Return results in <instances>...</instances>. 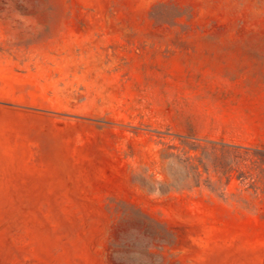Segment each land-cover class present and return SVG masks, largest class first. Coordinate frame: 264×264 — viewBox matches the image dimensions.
<instances>
[{"label":"rangeland","instance_id":"1","mask_svg":"<svg viewBox=\"0 0 264 264\" xmlns=\"http://www.w3.org/2000/svg\"><path fill=\"white\" fill-rule=\"evenodd\" d=\"M255 152L264 0H0V264H264Z\"/></svg>","mask_w":264,"mask_h":264},{"label":"trees","instance_id":"2","mask_svg":"<svg viewBox=\"0 0 264 264\" xmlns=\"http://www.w3.org/2000/svg\"><path fill=\"white\" fill-rule=\"evenodd\" d=\"M260 153H264V152H255L254 154L255 155H260ZM261 162H264L263 160H261ZM231 168H229L228 170H230ZM228 170L227 171H225V174H228ZM238 178H241L242 180L243 179H246V177L242 174V173H240L239 175H238Z\"/></svg>","mask_w":264,"mask_h":264}]
</instances>
